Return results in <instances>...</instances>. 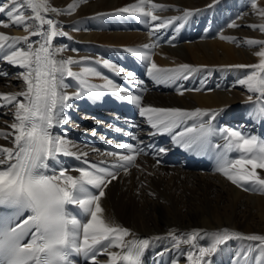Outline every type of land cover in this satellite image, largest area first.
<instances>
[{
    "label": "snow or ice",
    "instance_id": "6c2138e0",
    "mask_svg": "<svg viewBox=\"0 0 264 264\" xmlns=\"http://www.w3.org/2000/svg\"><path fill=\"white\" fill-rule=\"evenodd\" d=\"M81 2L86 0H73L61 9L52 6L50 0H0V14L8 18L0 21V27H22L27 32L23 36L0 32V61L23 69L19 78L25 85L19 92H0V107H14V122L9 125L12 131L0 129V138H12V147L0 145V264H76L75 258L79 257L84 258L85 264H100L99 254L109 257L108 264H142L144 252L163 239L171 240L177 249L181 245L193 249L187 255L189 264H211L212 257L230 240L247 241L250 246L234 254L233 264H250L253 259L255 264H264L262 234H243L228 228L211 233L194 229L183 234L173 230L164 237L125 240L133 235L131 230L104 217L100 200L105 196V188L117 179L121 169L127 173L135 165L142 149L127 143L118 145L129 154L108 152L106 155L116 158L111 163L103 160L90 163L88 152L72 150L76 146L53 130L70 122L66 112L72 108L71 102L75 99L87 97L95 101L104 92H111L132 103L153 129L149 135L168 134L179 147L200 155L215 151L216 170L244 191L264 193V176L258 171L264 170V138L239 128H217L214 121L224 109L144 106L141 95L133 94L110 80L105 85L90 83V76L102 75L95 67L73 71V65H83L89 58H57L63 49L54 47V39L71 37L62 30L61 22L49 18L48 14H70ZM217 3L219 0H213L208 8ZM250 6L264 21V7L257 0H250ZM172 7L154 3V0H137L135 4L117 9L116 13H127L148 24L150 35L158 38L161 31L170 27L178 32L190 17L202 11L177 9L182 14L174 17L154 14ZM26 11L31 15H26ZM102 15L105 14H97ZM239 26L235 21L228 24V27ZM247 26L264 32V22ZM32 37L39 39L33 40ZM220 38L237 41L236 37L221 35ZM244 43L260 46L255 53L259 62L224 67L249 70L236 84L245 86L256 96L255 100L252 95L248 97L253 105L250 118L264 120V40L246 38ZM156 46L155 43L144 44L139 49L128 48L126 51L149 62L148 75L158 84L176 85L180 95L185 91H201L200 88L184 89L178 81L190 79L207 66L180 64L175 68H161L151 62L149 50ZM96 63L122 75L110 61L98 60ZM68 78L77 82L75 92L67 91ZM124 79L143 83L136 81L134 73H128ZM189 121H192L190 125ZM214 138H219L222 143L214 144ZM165 151L161 148L157 154ZM232 153L237 154L235 158H230ZM61 156L75 157L87 166L75 169L78 175H71L70 169L61 162ZM202 235L210 237V243L197 247L196 241ZM113 247L122 249V253L108 251ZM253 249L258 252L254 257ZM172 264L179 262L173 260Z\"/></svg>",
    "mask_w": 264,
    "mask_h": 264
},
{
    "label": "bare ground",
    "instance_id": "6f19581e",
    "mask_svg": "<svg viewBox=\"0 0 264 264\" xmlns=\"http://www.w3.org/2000/svg\"><path fill=\"white\" fill-rule=\"evenodd\" d=\"M72 2L50 0L52 6L61 9ZM257 2L264 7V0ZM135 3L137 0H86L70 14L49 13V18L61 22L62 30L71 37L54 39V47L63 49L57 58H89L83 65H73L72 70L79 72L81 67H95L102 75L90 76V83L105 85L110 80L133 94L141 95L144 106L224 109L214 121L217 128H239L264 138V120L250 118L253 105L248 97L252 95L255 100L256 96L245 86L236 84L249 70H228L224 67L259 62L260 58L255 53L260 46L244 43L246 38L264 40V32L247 26L264 22L254 13L250 0H219L212 8L208 5L213 0H154V3L174 6L154 13L161 17L181 15L182 12L177 9L202 10L190 17L178 32L170 27L161 31L158 38L150 35L148 24L127 13H116L117 9ZM98 13L105 15L97 16ZM25 14L31 15L27 11ZM7 19L5 14H0V21ZM232 21L240 26L228 27ZM0 32L27 35L24 28L16 26L0 27ZM221 35L236 37L237 41L221 39ZM32 39L38 40L39 37ZM153 43L157 46L149 50L151 62L161 68H175L180 64L207 66L190 79L178 81L184 89L200 88L201 91H185L180 95L176 85L158 84L148 75L149 62L141 61L126 51ZM98 60L110 61L122 75L96 63ZM22 71L17 66L0 61V92L24 90V82L19 78ZM128 73H134L136 81H143L142 85L124 79ZM205 80L206 83H202ZM66 82L69 93L77 90L75 80L68 78ZM71 103L72 108L66 112L70 122L58 126L55 133L66 136L76 146L72 150L88 152L90 163L102 160L113 162L116 158L106 155L108 152L129 154L118 148L124 143L142 149L135 165L127 173L121 169L117 179L105 188V196L100 200L106 219L131 230L133 235L125 237V240L164 237L173 230L183 234L194 229L211 233L228 228L243 234L264 235V193L244 191L217 171L215 151L200 155L179 147L168 134L149 135L153 129L145 118L139 114L128 117L111 108L119 103H130L111 92H104L99 100L83 97ZM13 112L12 106L0 107V129L12 131L9 125L14 122ZM119 121L126 123L123 125ZM188 123L190 125L192 121ZM117 128L122 131L117 132ZM121 134H125L126 138ZM11 139L0 138V145L12 147ZM212 142L222 143L219 138H214ZM151 147L155 149L149 154ZM161 148L166 151L157 154ZM236 155L232 153L230 158ZM60 159L70 169L71 175H78L75 169L87 166L75 157L61 156ZM258 171L264 176V170ZM209 243L210 237L202 235L196 246H207ZM249 246L247 241L230 240L212 257L211 264H233L234 254L247 250ZM108 251L122 253L123 250L113 247ZM189 251L194 250L188 245L177 249L171 240H159L148 248L142 264H172L173 260L189 264ZM252 255L254 257L258 252L253 249ZM97 259L100 264H108L109 261L106 254H99ZM76 264H85L84 258L79 257ZM250 264H255V260H251Z\"/></svg>",
    "mask_w": 264,
    "mask_h": 264
}]
</instances>
